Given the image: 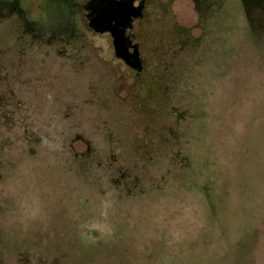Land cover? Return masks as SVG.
Returning <instances> with one entry per match:
<instances>
[{"label":"rangeland","instance_id":"obj_1","mask_svg":"<svg viewBox=\"0 0 264 264\" xmlns=\"http://www.w3.org/2000/svg\"><path fill=\"white\" fill-rule=\"evenodd\" d=\"M16 1L23 16L0 13V264H264V0L200 22L194 0L174 21L148 6L128 32L140 72L86 0Z\"/></svg>","mask_w":264,"mask_h":264},{"label":"flooded vegetation","instance_id":"obj_2","mask_svg":"<svg viewBox=\"0 0 264 264\" xmlns=\"http://www.w3.org/2000/svg\"><path fill=\"white\" fill-rule=\"evenodd\" d=\"M89 1L90 0H86L85 3L83 4V10L85 11V17L88 20V26L91 29H93V27L90 24L92 20H94V18H97L98 15H103L107 12L109 25L112 28L117 27L120 31L123 32L122 36L125 38V41L128 45L127 52H126L128 55L127 56L128 58L127 60L126 59L125 60L122 59V60L130 67L134 59L133 56H130V55L133 54L135 51L138 52L139 59L141 62L138 45L132 42L131 37L128 34L129 30L132 28L133 22L137 19L144 18V16L146 15L148 6H150V10L153 9L154 11H155V8H159L157 10L160 12L159 15H161L162 17H165V18L168 17L169 20L174 19L172 15V10H171V5L174 0H166L165 2H162V3H158L156 0H123L124 2L115 4V6L117 7L115 11L111 10L107 4H104L102 7H94V5L91 4L90 9H88L86 5L87 3H89ZM194 1H195V6H196V11H198L197 13H198V21H199L200 19L199 8H200V4L202 0H194ZM206 3L207 5L212 6L210 4V0H206ZM166 20L167 19H165V21ZM198 25H200L199 22H198ZM180 30H181V33L184 32L188 34V30L186 28L180 27ZM100 33H108L111 36V33L109 31H102ZM134 70L137 72H140L142 68L141 70H136V69Z\"/></svg>","mask_w":264,"mask_h":264},{"label":"water","instance_id":"obj_3","mask_svg":"<svg viewBox=\"0 0 264 264\" xmlns=\"http://www.w3.org/2000/svg\"><path fill=\"white\" fill-rule=\"evenodd\" d=\"M120 2H124V1L123 0H90L89 3H87L86 7L90 9L91 4H93L94 7H102L104 4H107L111 10L115 11L117 9L115 4H119ZM90 24L93 27V30L96 32L109 31L112 36V45L116 57L123 60L125 59L127 60L128 55L126 52L128 45L125 41V38L122 36L123 32L120 31L117 27L112 28L109 25L107 12L103 15H98L97 18H94V20H92ZM130 56H133L134 58L133 62L131 63V67L136 70H141L142 65L139 59L138 52L135 51Z\"/></svg>","mask_w":264,"mask_h":264},{"label":"trees","instance_id":"obj_4","mask_svg":"<svg viewBox=\"0 0 264 264\" xmlns=\"http://www.w3.org/2000/svg\"><path fill=\"white\" fill-rule=\"evenodd\" d=\"M224 1V0H223ZM222 0H210V4L212 5V8H210L209 5H207L206 0H202L201 4H200V8H199V14H200V21H203L204 18L206 17L205 15L207 14V11L213 10L212 12H214V8H220L221 4L223 2ZM214 2V4H213ZM8 11L9 13H18L21 14L20 16H23L24 11L21 9L20 5H17V1L14 0L12 2H5V1H0V13L1 11ZM67 35H66V40L72 38V39H78L80 33L78 32V26H77V19L76 20H72L71 22L69 21L67 23ZM144 104H142L143 106ZM144 116L146 117V113L144 112ZM146 119V118H145Z\"/></svg>","mask_w":264,"mask_h":264}]
</instances>
